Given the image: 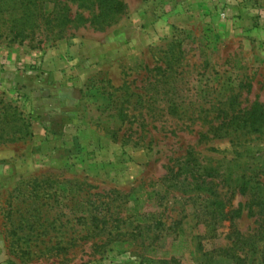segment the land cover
<instances>
[{
	"label": "rangeland",
	"instance_id": "1",
	"mask_svg": "<svg viewBox=\"0 0 264 264\" xmlns=\"http://www.w3.org/2000/svg\"><path fill=\"white\" fill-rule=\"evenodd\" d=\"M125 1L102 30L0 38V122L17 106L32 134L0 142V264H237L218 249L257 226L227 213L248 199L234 180L264 168V134L211 127L225 108L264 107V0ZM172 42L187 116L118 115L105 90L141 87Z\"/></svg>",
	"mask_w": 264,
	"mask_h": 264
},
{
	"label": "trees",
	"instance_id": "2",
	"mask_svg": "<svg viewBox=\"0 0 264 264\" xmlns=\"http://www.w3.org/2000/svg\"><path fill=\"white\" fill-rule=\"evenodd\" d=\"M127 10L125 0H0V38L7 39L9 43L40 47L48 42L55 43L81 27L102 30L116 23ZM178 46L175 42L170 43L163 51L162 58L158 59L157 65L143 68L146 73L142 74L144 83L141 87L132 88L133 81L127 80L117 87L109 85L105 93L115 101L118 115L134 120L142 116L143 112L153 118L160 116L162 112L179 120L187 116L189 107L176 101L177 98H183L180 95L182 89L176 88L174 91L175 87L172 85L185 77L183 51ZM127 71H124V77L130 76L131 72ZM137 106H142L144 111L132 113ZM223 110L226 112L223 119L218 125L211 127L214 137H228L234 142L242 134H264V107L261 104L255 102L248 109L231 106L230 109ZM3 118L7 119L5 114ZM29 127L24 114L14 106L10 119L0 122V142L24 140L32 135ZM8 132L10 135L4 138V134ZM187 165L189 166L188 161L183 162L181 169ZM252 171L256 172L255 176L253 172L248 175L244 172L234 180L235 189L241 195L248 196V199L227 214L231 213L230 218L234 220L243 217L247 210V215L256 216L257 226L250 234L236 232L234 245L218 249L219 253L230 257L237 264H247L249 260L264 264V182L256 178V175H264V168ZM147 227H151V224ZM136 234L133 233L134 236ZM237 243L241 246L240 249L237 248ZM172 251L179 252L175 247Z\"/></svg>",
	"mask_w": 264,
	"mask_h": 264
},
{
	"label": "crops",
	"instance_id": "3",
	"mask_svg": "<svg viewBox=\"0 0 264 264\" xmlns=\"http://www.w3.org/2000/svg\"><path fill=\"white\" fill-rule=\"evenodd\" d=\"M143 17V22H147L148 20L147 19H145V15H143L142 16ZM147 17V16H146ZM145 37H142V41H141V45H139V47L138 48H141V47H144L145 46V44H147L149 41H144L145 39H144Z\"/></svg>",
	"mask_w": 264,
	"mask_h": 264
}]
</instances>
